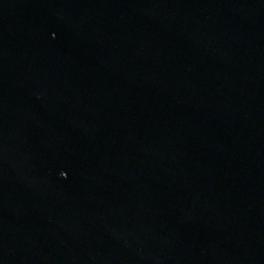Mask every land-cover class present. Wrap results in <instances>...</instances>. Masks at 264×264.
Instances as JSON below:
<instances>
[{
	"label": "water",
	"instance_id": "1",
	"mask_svg": "<svg viewBox=\"0 0 264 264\" xmlns=\"http://www.w3.org/2000/svg\"><path fill=\"white\" fill-rule=\"evenodd\" d=\"M0 264H264V0H0Z\"/></svg>",
	"mask_w": 264,
	"mask_h": 264
}]
</instances>
